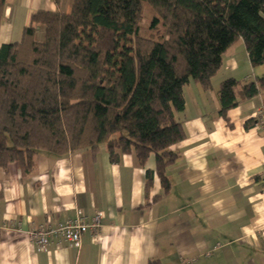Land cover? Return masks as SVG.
Masks as SVG:
<instances>
[{"label": "trees", "instance_id": "obj_1", "mask_svg": "<svg viewBox=\"0 0 264 264\" xmlns=\"http://www.w3.org/2000/svg\"><path fill=\"white\" fill-rule=\"evenodd\" d=\"M239 40L251 66L264 67V0H73L69 13L37 12L19 43L0 46V168L15 164L28 178L41 155L104 147L113 164L155 156L147 192L155 176L168 192L171 148L186 137L185 88L211 90ZM260 95L264 75L223 81L227 125L229 111Z\"/></svg>", "mask_w": 264, "mask_h": 264}, {"label": "crops", "instance_id": "obj_2", "mask_svg": "<svg viewBox=\"0 0 264 264\" xmlns=\"http://www.w3.org/2000/svg\"><path fill=\"white\" fill-rule=\"evenodd\" d=\"M72 3L7 0L0 46L19 43L37 12L69 13ZM263 75L239 40L211 90L192 82L185 88L180 118L186 137L171 148L178 157L166 169V193L157 176L146 189L155 156L141 165L128 154L113 164L104 147L41 155L28 178L15 164L0 168V264H264V135L253 132L263 97L229 111L231 126L217 97L227 79L252 82ZM97 211L103 214L99 236L84 234L78 250L55 236L43 252L29 241L34 228L92 218Z\"/></svg>", "mask_w": 264, "mask_h": 264}, {"label": "built area", "instance_id": "obj_3", "mask_svg": "<svg viewBox=\"0 0 264 264\" xmlns=\"http://www.w3.org/2000/svg\"><path fill=\"white\" fill-rule=\"evenodd\" d=\"M255 121L253 132L257 135H264V113L258 114L255 117ZM102 217V212L97 211L92 218L78 215L69 220L68 223L58 224L55 227L41 225L28 231L29 241L38 252H43L51 246V236H55L70 247L78 250L84 234L89 233L93 239L99 236Z\"/></svg>", "mask_w": 264, "mask_h": 264}, {"label": "rangeland", "instance_id": "obj_4", "mask_svg": "<svg viewBox=\"0 0 264 264\" xmlns=\"http://www.w3.org/2000/svg\"><path fill=\"white\" fill-rule=\"evenodd\" d=\"M146 8H147V6H145V9H144V11H145V13H144V20H145V22H146V18L148 17V13H147V11H146ZM145 22H144V25H145ZM38 34H37V39L39 40V39H42L41 38V35H42V37H43V39H44V33L42 32V30L41 31H39V32H37ZM43 33V34H42Z\"/></svg>", "mask_w": 264, "mask_h": 264}]
</instances>
